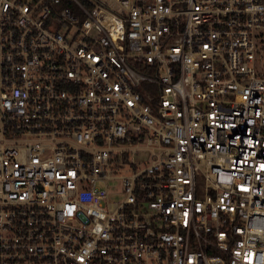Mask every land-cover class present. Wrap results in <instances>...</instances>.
<instances>
[{
  "label": "built area",
  "instance_id": "2783aa9c",
  "mask_svg": "<svg viewBox=\"0 0 264 264\" xmlns=\"http://www.w3.org/2000/svg\"><path fill=\"white\" fill-rule=\"evenodd\" d=\"M0 264H264V0H0Z\"/></svg>",
  "mask_w": 264,
  "mask_h": 264
}]
</instances>
